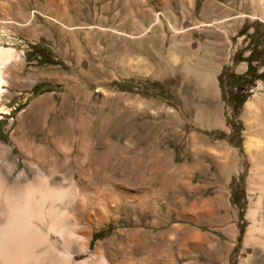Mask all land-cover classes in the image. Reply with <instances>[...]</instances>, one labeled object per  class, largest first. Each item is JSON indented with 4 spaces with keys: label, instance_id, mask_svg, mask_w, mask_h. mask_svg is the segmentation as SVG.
Wrapping results in <instances>:
<instances>
[{
    "label": "rangeland",
    "instance_id": "1",
    "mask_svg": "<svg viewBox=\"0 0 264 264\" xmlns=\"http://www.w3.org/2000/svg\"><path fill=\"white\" fill-rule=\"evenodd\" d=\"M261 73L264 0H0V177L71 190L75 264H264Z\"/></svg>",
    "mask_w": 264,
    "mask_h": 264
},
{
    "label": "bare ground",
    "instance_id": "2",
    "mask_svg": "<svg viewBox=\"0 0 264 264\" xmlns=\"http://www.w3.org/2000/svg\"><path fill=\"white\" fill-rule=\"evenodd\" d=\"M2 82L4 81L0 75V85ZM72 189L77 190L75 184H72ZM98 191V196L90 197L89 201L82 198L80 200L83 205L80 207V220H86L89 224L101 223L109 215L110 209L116 212L120 205L118 199L112 198L105 191ZM79 192L80 190L73 192L76 195L75 201L79 198ZM70 195L71 190L52 179L39 177L30 184L21 186L9 185L0 177V264H75L72 255L84 254L89 248L88 231L81 233L86 242L73 243L71 238L79 228V220L73 219L66 208L56 210L52 206L56 202L66 204ZM58 245L67 254V259L55 252L54 246ZM130 253L131 258L127 262L122 260L119 264H137V256L133 251Z\"/></svg>",
    "mask_w": 264,
    "mask_h": 264
},
{
    "label": "trees",
    "instance_id": "3",
    "mask_svg": "<svg viewBox=\"0 0 264 264\" xmlns=\"http://www.w3.org/2000/svg\"><path fill=\"white\" fill-rule=\"evenodd\" d=\"M252 69L251 66H249V70ZM244 77L243 76H236L233 78H229L226 81V86L227 88H234L235 86H239L241 85V82H243ZM252 80L256 81V80H261L264 81V73H261L259 75L253 76ZM249 96L248 93H243V92H239L237 94H227V102L228 104L231 106H233L234 110H235V115H237L239 113V111L241 110V107L243 105V103L245 102L246 98ZM235 119H232L229 122L230 128L232 130V133L230 134V143L235 139L238 138V129L237 126L235 124ZM232 138V140H231ZM242 193L241 190H239L238 188L235 190V193L233 195V200L235 201V198H238L239 194ZM244 226V225H243ZM244 231V229H241L240 231V235L242 234V232ZM239 241V240H238Z\"/></svg>",
    "mask_w": 264,
    "mask_h": 264
},
{
    "label": "crops",
    "instance_id": "4",
    "mask_svg": "<svg viewBox=\"0 0 264 264\" xmlns=\"http://www.w3.org/2000/svg\"><path fill=\"white\" fill-rule=\"evenodd\" d=\"M247 107H249V108H253V107H255V104L254 103H252V102H246V104H245ZM256 108V107H255Z\"/></svg>",
    "mask_w": 264,
    "mask_h": 264
}]
</instances>
